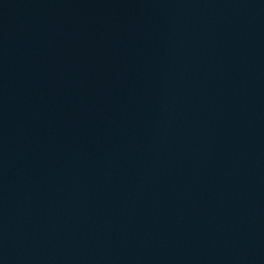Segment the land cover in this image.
Here are the masks:
<instances>
[{
	"label": "water",
	"instance_id": "95a60500",
	"mask_svg": "<svg viewBox=\"0 0 264 264\" xmlns=\"http://www.w3.org/2000/svg\"><path fill=\"white\" fill-rule=\"evenodd\" d=\"M0 264H264V0H0Z\"/></svg>",
	"mask_w": 264,
	"mask_h": 264
}]
</instances>
